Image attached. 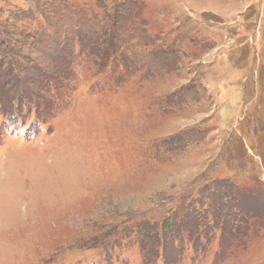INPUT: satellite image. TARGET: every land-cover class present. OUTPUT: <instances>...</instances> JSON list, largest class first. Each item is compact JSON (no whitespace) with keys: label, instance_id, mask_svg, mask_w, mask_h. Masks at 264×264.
Returning a JSON list of instances; mask_svg holds the SVG:
<instances>
[{"label":"rangeland","instance_id":"obj_1","mask_svg":"<svg viewBox=\"0 0 264 264\" xmlns=\"http://www.w3.org/2000/svg\"><path fill=\"white\" fill-rule=\"evenodd\" d=\"M0 264H264V0H0Z\"/></svg>","mask_w":264,"mask_h":264},{"label":"trees","instance_id":"obj_2","mask_svg":"<svg viewBox=\"0 0 264 264\" xmlns=\"http://www.w3.org/2000/svg\"><path fill=\"white\" fill-rule=\"evenodd\" d=\"M116 38L115 37H113V41L111 42V44L109 45V48L110 47H112V49H113V51H117L118 50V48H119V43H118V41L117 40H115ZM116 49V50H115ZM117 53V52H116ZM119 56H120V54L121 53H117ZM215 202V201H214ZM215 208H216V204L215 203H213L212 204ZM219 207V205L217 204V208ZM217 208H216V210L215 211H211L210 209L208 210V211H210L211 212V215H213V217H214V219H212V222L214 223V224H217V223H221V220L219 219V213H218V211H217ZM250 216H255V215H250ZM255 217H257V216H255ZM197 219H195V220H191V221H196ZM202 224H204V225H207V223L206 222H203ZM187 230V229H186ZM188 231V230H187ZM200 234V236H202L203 235V232H201V233H197V232H190V231H188V239H190L191 241H194V242H198L199 241V237H198V235Z\"/></svg>","mask_w":264,"mask_h":264}]
</instances>
